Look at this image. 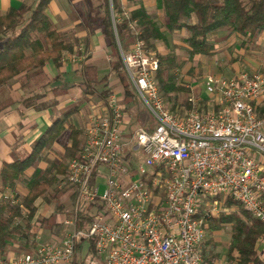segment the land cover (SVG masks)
<instances>
[{"label": "built area", "instance_id": "1", "mask_svg": "<svg viewBox=\"0 0 264 264\" xmlns=\"http://www.w3.org/2000/svg\"><path fill=\"white\" fill-rule=\"evenodd\" d=\"M121 55L155 128L137 124L125 139L124 106L115 95L105 114L94 109L80 157L69 162L60 184L76 193L74 214L65 220L73 231L59 242L40 241L29 253L0 255V264H67L90 237L103 264H202L206 221L218 216L224 200L264 223V116L258 115L264 71L208 76L213 107H197L191 98L194 107L182 116L168 107L154 78L159 62L142 43ZM133 142L129 159L125 148ZM95 202L104 209L93 211L88 231L77 230L78 213Z\"/></svg>", "mask_w": 264, "mask_h": 264}, {"label": "trees", "instance_id": "2", "mask_svg": "<svg viewBox=\"0 0 264 264\" xmlns=\"http://www.w3.org/2000/svg\"><path fill=\"white\" fill-rule=\"evenodd\" d=\"M99 1L96 8L90 9L88 26L91 30L100 29L104 36L111 56L110 72L122 85L121 102L126 106L133 123L138 122L149 131H153L157 122L143 105L125 70L121 49L129 51L136 42H141L146 55L151 51L155 52L159 67L154 78L163 97L173 102L170 110L178 114L179 107H182L181 110H191L194 104L190 99L187 100L188 90L174 78L173 72L180 66L176 52L180 45L172 40L174 44L169 52L161 53L159 50L160 42L167 44L170 41L168 34L188 31L189 35L184 42L193 58L211 56L215 44L210 38L220 31L227 30L247 36L250 40L264 32V0H157L158 9H162L167 18L166 24L159 23L143 2L128 12L122 0ZM51 2L52 0H31L29 4L11 7L6 13L0 14V87L23 72L42 71L50 61L59 66L62 53L75 51L80 39L73 37L71 40L72 37L68 38L57 27L47 11ZM101 84L104 89L100 98L107 99L113 89L109 86V75L101 80H91V84L85 85V93L95 95L93 88ZM46 93L47 90L37 92L24 98L21 103L26 108L33 107L38 111L46 109L52 104L37 103ZM5 107L6 105L0 106V109ZM76 111L77 105L56 117L36 139L30 153L10 162L0 159V255L29 253L35 250L40 241L54 242L38 237L41 228L57 236L66 232L65 222L59 220L58 214L65 211V215L72 216L74 212L65 209L61 197L64 193L71 192L70 199L74 205L76 193L73 185L60 184L67 177L69 162L80 157L83 149V129L72 122V115ZM258 115L264 116V102L258 107ZM57 142L64 147L60 158L53 160L45 168L39 166L46 151L52 150ZM134 143L125 148L129 159L133 158L131 148ZM130 162L133 166V159ZM19 184L24 185L27 192L20 191ZM40 198L54 205L58 214L50 217L38 214L37 201ZM235 203L236 201L228 198V207ZM239 204L235 211L223 212L219 217L206 221L210 236H207L203 244L202 264L220 263L222 255L214 233L228 226L230 237L224 260L230 264H264L259 249L260 239L264 236V223ZM103 209V203L95 202L88 211H80L76 229L88 231L93 222V211ZM96 243V238L90 237L77 247L76 252L82 246L87 247L86 262L81 264H102ZM72 264L80 263L73 258Z\"/></svg>", "mask_w": 264, "mask_h": 264}, {"label": "crops", "instance_id": "3", "mask_svg": "<svg viewBox=\"0 0 264 264\" xmlns=\"http://www.w3.org/2000/svg\"><path fill=\"white\" fill-rule=\"evenodd\" d=\"M77 1L79 2L81 0H52L47 11L51 16L52 20L54 21V23L61 31L64 32L66 29L74 30L75 33L72 35V37H76L80 39V46L83 45L84 49L88 50L90 55L87 56L86 59H84L85 57L83 56V54H81L82 55L81 60L78 63H75V65L70 63L68 64L60 63L59 70L60 73L62 74L57 73L58 67H56L53 64V61H50L46 64V66L43 68L42 71L33 70L30 72H23L15 77V78L20 77L19 78L20 80L18 81L19 86L17 87L18 89H17L16 97H12V99L8 103H3V105L1 106L6 105V107L3 108L2 110H6L10 106L9 109H14V110L16 109L15 112L17 111L19 112V115L16 113L17 117L16 120L14 121V123L17 125L18 130L20 126L23 125V124L21 125V123L25 118L22 117L27 113V111L34 112L35 114H40V116L42 115L43 118H32L31 113L28 112L30 118H26V119H28L29 121L34 120L35 123L34 129L36 128L34 132L38 133V135L34 137L35 139L33 142L27 144L25 141L27 140L26 136L30 135L31 130H29L30 128H25V132L24 134H22V136H24L23 140L25 141L22 142V146H21V148L23 149V151H21L22 153L19 152L21 148H17L18 145H16V151L12 150V158L11 159L0 158L1 160L10 162L13 161L18 156H24L30 153L32 151L33 144L36 141V139L46 130V128L52 123V121L56 117L61 116L63 112L66 111L68 108L72 106H76L75 104L77 102L81 101L83 107L85 106H87V108L89 107L88 109H90L91 113L93 112L94 109H97L102 114L106 113L105 108L107 107L108 104L107 102L108 98L111 95H115L120 101V103H122L121 100L123 96V88L122 85L119 84L118 79L113 78L110 72L111 56L107 49L104 36L102 35L100 29L91 30L88 26V20L84 21V19L78 14V9L74 5L75 3H77ZM84 1L85 0L81 2L84 3ZM156 1L157 0H122V3L126 8V10L129 12L139 7L140 2H143L151 13H155L162 16L161 17L162 24H166L167 18L164 14V11L162 9H158ZM93 2L94 0L93 1L90 0L88 3L91 4L92 7H94L95 5H93L94 4ZM24 3H26L25 0H0V14L6 13L11 7H19ZM75 29L77 30V32ZM73 75H74V79L78 77V79L80 80L77 82L76 79L74 81L73 80L71 81V77ZM106 75H109V86L113 87L112 93L109 95L107 99L100 98V93L104 89L102 84L97 85L95 88H93L95 95L87 94L89 95V97L95 96L97 98L95 102H92V99H88V100L81 99L84 96L82 91L84 90L83 91L84 93L86 91L85 89L80 91L81 89L79 88L80 86L91 84V80L94 81L101 80ZM38 76H41V79H37ZM33 80L34 82H32ZM11 81H13V79ZM11 81L7 85H9ZM74 82H76V84L79 86L78 87L79 90L77 91H75L74 89L75 87ZM63 83L64 86L62 85ZM109 86H107L106 88H109ZM46 90H47L46 95L37 101L38 104L41 103H48L50 105L52 104L46 109L38 111L33 107L26 108L23 105V103H21V101L24 98L32 96L37 92H42ZM204 97H210V96H208V94L206 93ZM122 105L124 106V111H125V123L123 125L124 138L127 139L130 133L132 132L133 126L137 124L133 123L128 111L125 109L126 106L123 103ZM79 113H81V109ZM76 116L77 113L75 112L72 115V122L80 126L81 123L78 120V118L75 119ZM89 118H87V122L85 124L86 128L83 129V144L85 141L86 129L89 124ZM42 119L44 121L46 120L47 122L46 123L42 122L41 124ZM11 121L12 120L9 119L10 124L12 123ZM43 123H45L44 129H42ZM55 148H58L60 152H57L59 153V155L56 158H54V160L59 159L60 154L64 152V147L61 143L57 142L54 145V148L50 150V152H53L54 155H56V153L54 152ZM0 150H2L1 145H0ZM41 167L45 168L43 165H41ZM70 193L71 192H66L61 197V201L65 204L66 210L68 209V207L69 209L73 207V201L70 199ZM69 203L71 204V206H68ZM37 205H38V214H40L41 216L50 217L53 214L56 213L58 214L55 206L47 203V201L43 198H40L37 201ZM70 217H71L70 215L69 216L65 215V211H63V213L58 214V218L60 221L63 220L65 222V220ZM64 225H65L64 228L67 230V233L73 230L72 226L66 225L65 223ZM44 234L49 235V238L47 239L48 241L59 242L63 239V237H61L62 235L60 236L53 235L49 230H45L41 228L38 237L42 240ZM18 246L19 245L16 243V247ZM259 247H260L259 249L261 255L264 258V242H262L261 239H260ZM13 255L14 254H10L9 256H13Z\"/></svg>", "mask_w": 264, "mask_h": 264}, {"label": "rangeland", "instance_id": "4", "mask_svg": "<svg viewBox=\"0 0 264 264\" xmlns=\"http://www.w3.org/2000/svg\"><path fill=\"white\" fill-rule=\"evenodd\" d=\"M83 1V0H81ZM81 1H77L75 3V7L78 9V14L84 19V21L88 20L87 16L88 14L90 15V9L96 8L99 4V0H94V7H92L91 4L88 2L90 0H85L84 3ZM93 1V0H92ZM26 4L31 3V0H25ZM156 18L158 19L159 23L162 24V20L160 15L153 13ZM76 30V29H75ZM65 34L68 35V38L71 39L72 35L75 33L74 30L66 29ZM77 32V30H76ZM189 35V32L186 30H182L180 32H176L172 35L168 34V43L160 42L159 43V50L161 53H167L171 50L173 47V41H175L177 44L180 46L177 48L176 52L179 56V64L180 66L173 72L174 73V78L176 82L182 84L186 90H188V93H186L187 100L194 98L197 100L199 105H196L197 107L200 106L201 108H206V109H211L213 106V102H211L210 97H204L205 96V82L208 76L213 75V76H224V77H236L242 72H248V73H255V72H262L264 71V32L259 35L257 38L250 40L247 38V36L235 34V33H230L227 30L220 31L216 35L210 38V40L215 44V49L214 52L211 56H197L191 58L189 53H188V46L184 42L185 38ZM73 40V37L72 39ZM81 54L85 57L84 59L87 58V56L90 55L89 51L84 49L83 45L80 46L77 44L75 46V51L73 53H62L61 54V63H70L74 64L78 63L81 60ZM149 55H152V57L155 58V52L151 51ZM53 64L58 67L57 73H60L59 67L54 61ZM62 74V73H60ZM76 75V74H74ZM74 75L71 77V81L76 79V82L79 81L80 79L75 78ZM76 77V76H75ZM20 77H17L11 81L9 85L1 86L0 87V106L3 105V103H8L12 97H16L17 93V87L19 86V79ZM37 79H41V76H38ZM34 82V80L32 81ZM74 82V89L75 91L79 90L82 91L85 89V85L78 86ZM80 83V82H79ZM64 86V83L62 84ZM79 87V88H78ZM84 91V90H83ZM83 93V98L81 99H92V102H95L97 98L95 96L89 97V95ZM163 96V95H162ZM209 96V95H208ZM168 107L170 108L173 104V102H170L167 100V98H164ZM206 99V100H205ZM78 101V100H77ZM76 101V102H77ZM82 102H77L75 105H77L78 110L76 111L77 116L75 117L78 118L80 121V126L82 129H85V124L87 122V118H89V114H91L90 109L87 108V106L83 107ZM12 106V105H11ZM82 107V108H80ZM192 107V106H191ZM10 108V106H9ZM7 108L6 110H1L0 111V145L2 146V150H0V158H6V159H11L12 158V150L16 151V145L17 148H21L22 142H25L27 144H30L31 142L34 141V137L38 135V133L34 132V120L29 121L26 118H30L28 115V112L22 117L25 118L23 119L19 130L17 128V125L14 123L16 120V113L19 115V112H15L14 109H9ZM81 109V113H79ZM179 115L184 116L189 109H182V107H179ZM198 109V108H197ZM13 110V111H12ZM32 118H43V116L40 114H35L34 112H30ZM9 119L12 120L11 124L9 123ZM8 120V121H7ZM42 122H47L46 120L44 121L43 119L41 120ZM45 123H43L42 129H44ZM33 124V125H32ZM135 124H138V122H135ZM37 126V124H36ZM40 126V125H39ZM25 128H30L31 130L30 135L26 136L27 140H23L25 132ZM34 129V130H33ZM27 131V130H26ZM38 132V130H37ZM33 137V138H32ZM23 149H20V153H22ZM54 152L56 155H54L53 152L46 151L44 159L39 163V165H43L44 167H47L51 164V162L56 158L60 152L58 148H55ZM100 182L104 181V178L101 177L99 178ZM18 189L22 192H26L27 188L24 185L19 184ZM227 200H224L223 204L221 205V211L219 212L218 216L219 217L223 212H232L235 211L238 208L239 203H235L232 207L227 206ZM234 201V200H233ZM235 202V201H234ZM240 205V204H239ZM68 206H71L69 203ZM74 206V205H73ZM70 210L72 212L73 207ZM214 217V218H216ZM211 218H208L210 220ZM207 220V222H208ZM64 235L61 237H64L67 234V230L65 229ZM207 236H210L209 233H207L206 229V238ZM215 240L219 242L218 250L221 252L222 259L219 264H230L224 260L225 254L227 252V245L229 242V237H230V227H226V229L220 230L218 232L214 233ZM49 238L48 234L43 235V240H47ZM86 253H87V247L82 246L80 247L76 255L74 257V260L77 263H85L86 261ZM101 259V258H100ZM102 264L103 261L101 260ZM72 264V261L69 263Z\"/></svg>", "mask_w": 264, "mask_h": 264}]
</instances>
